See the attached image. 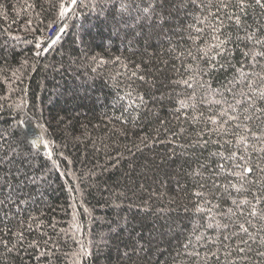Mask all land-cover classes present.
Returning a JSON list of instances; mask_svg holds the SVG:
<instances>
[{"label": "snow or ice", "instance_id": "snow-or-ice-1", "mask_svg": "<svg viewBox=\"0 0 264 264\" xmlns=\"http://www.w3.org/2000/svg\"><path fill=\"white\" fill-rule=\"evenodd\" d=\"M27 7L39 9L45 31H55L45 38L29 20L24 31L33 33L31 39L5 34L0 54L17 41L32 49L34 62L24 58L12 70L17 82L70 28L84 44L97 22L141 59L129 65L116 58L133 69L125 74L128 90L115 102L117 135L128 143L121 150L93 142L106 161L83 171L68 167L67 146L49 136L42 114L0 104L16 110L14 123L0 124V264H95L110 236L85 229L83 217L93 210L87 198L93 188L100 191L99 177L109 166L145 150L151 155L139 175L165 187L160 172L167 163L164 175L174 180V194L155 210L165 222L160 239L128 230L127 217L109 223L110 233L127 231V242L116 247L122 264H153V253L167 255L164 264H264V0H36ZM85 9L96 13L95 21L82 18ZM158 49L167 60H160ZM161 64L172 73L164 80ZM104 190L106 204L128 199L125 191ZM57 191L67 192L68 202L54 208L50 195ZM56 211L69 217L68 227L60 226ZM169 235L177 242L161 251Z\"/></svg>", "mask_w": 264, "mask_h": 264}, {"label": "trees", "instance_id": "trees-1", "mask_svg": "<svg viewBox=\"0 0 264 264\" xmlns=\"http://www.w3.org/2000/svg\"><path fill=\"white\" fill-rule=\"evenodd\" d=\"M35 2L36 0H0V5L3 6L0 8V41L8 32L31 39L33 33L24 31L29 20L34 27L40 29L45 38L50 34L53 29L44 30L47 21L41 23L43 17L37 18L39 9L33 10L27 7L28 4ZM82 18L86 22L95 21L96 13L94 11L89 13L85 9ZM72 23L73 19H70L68 24ZM84 41L85 43L81 44L76 38L75 30L70 28L57 48L40 59L35 70L31 68L24 70L26 75L23 76L22 82H17L12 76V70L18 68L24 58H28L30 64L34 62L31 47L23 41H17L14 42V50L10 49L0 54L4 57L0 58V69H4L0 71V96L9 97L6 101L0 100V104H20L24 106L25 111L42 114L41 122L47 125L49 136L57 144L67 146L64 149L65 155L73 160V165L68 167L82 171L97 161L101 164L106 161L103 151L97 153L93 150V142H96V147H100V142L103 141L111 144L113 149L119 146L121 150L123 145L128 143L123 136L117 135L121 124L118 122L120 111L115 102L118 95L123 96L128 90L125 87L127 83L125 74L133 69L130 66L123 67L116 58L119 57L129 65L141 59L139 54L133 56L129 50H126V46L115 36H110L107 29L99 22L96 28L84 36ZM157 51L160 60H167L164 50ZM93 57L96 59L93 60ZM125 57L129 60H125ZM165 75L172 73L165 72L161 64L159 79L164 80ZM140 83L139 80L135 81L137 87ZM15 115L16 110L13 108L0 109V124L6 127L7 122L14 123L12 117ZM112 155L115 156L114 151ZM149 155L151 153L145 150L132 160L125 153V158L116 167L109 166L108 170L99 177L103 182L100 191L93 188L92 195L87 198L90 204L85 206L93 210L91 217H83L85 229L110 236V246L103 248L95 264H122L117 258L116 247L127 242V231L121 229L118 233L109 232V223L114 224L119 218L127 217L128 230L140 233L145 238L151 234L160 239L158 233L165 222L159 219L155 210L164 207L174 194L172 189L175 187V182L168 180L164 175L169 168L167 163L161 166L160 172V178L166 181L165 187L159 184L153 185L152 179L139 175V166L143 163L144 157ZM130 160H132L131 166ZM108 163L111 165V161ZM140 184H144L143 191L138 188ZM109 186L113 191L127 192L128 199L119 201L113 199L106 204L104 201L108 200V192L104 189ZM156 194L162 195L163 201L157 200ZM50 202L54 208H59L68 202V193L57 191L50 195ZM115 204L119 207H115ZM145 204L151 207L145 208ZM54 215L55 219L60 221V226L68 227L69 217H65L59 211ZM185 223H181L180 227H184ZM87 234L85 231V237ZM176 242L169 235L162 240L160 250L163 251ZM85 243H87L86 239ZM75 247L76 245L69 242L70 249ZM157 259L160 264H164L168 257L153 253L151 256L153 264ZM61 264H64L63 260ZM68 264H71V260Z\"/></svg>", "mask_w": 264, "mask_h": 264}, {"label": "bare ground", "instance_id": "bare-ground-1", "mask_svg": "<svg viewBox=\"0 0 264 264\" xmlns=\"http://www.w3.org/2000/svg\"><path fill=\"white\" fill-rule=\"evenodd\" d=\"M54 31H55V29H54ZM54 31H53V32H54Z\"/></svg>", "mask_w": 264, "mask_h": 264}, {"label": "rangeland", "instance_id": "rangeland-1", "mask_svg": "<svg viewBox=\"0 0 264 264\" xmlns=\"http://www.w3.org/2000/svg\"><path fill=\"white\" fill-rule=\"evenodd\" d=\"M54 31V30H53Z\"/></svg>", "mask_w": 264, "mask_h": 264}]
</instances>
